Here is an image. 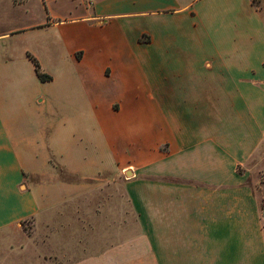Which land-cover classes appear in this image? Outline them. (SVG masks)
<instances>
[{"label": "crops", "instance_id": "crops-1", "mask_svg": "<svg viewBox=\"0 0 264 264\" xmlns=\"http://www.w3.org/2000/svg\"><path fill=\"white\" fill-rule=\"evenodd\" d=\"M63 2L0 0V264H264V0Z\"/></svg>", "mask_w": 264, "mask_h": 264}, {"label": "rangeland", "instance_id": "rangeland-1", "mask_svg": "<svg viewBox=\"0 0 264 264\" xmlns=\"http://www.w3.org/2000/svg\"><path fill=\"white\" fill-rule=\"evenodd\" d=\"M71 2L70 0H64L63 2V7H67L68 5H70ZM31 6L32 9L38 13V16L43 17L44 15V9L42 5H39L38 3H34L33 1H31ZM48 15V14H47ZM45 59V65L46 68L50 71H46L44 69H42L44 72H47L49 74L52 73V75H57L58 77L60 76L59 74V70H55V68H53L52 65V60L49 56V54H46V58ZM49 83H45L44 84V89L49 88L50 85H48ZM49 123V122H48ZM98 140V137L96 136V141ZM249 167L251 168L252 172H255V176H256V193L258 194L259 198H260V202L262 204V208H263V225H264V143H262V145L260 146V148L257 150V152L250 158L249 161ZM26 234H32L33 233V226L32 224L28 222L24 223L22 227H20Z\"/></svg>", "mask_w": 264, "mask_h": 264}, {"label": "trees", "instance_id": "trees-1", "mask_svg": "<svg viewBox=\"0 0 264 264\" xmlns=\"http://www.w3.org/2000/svg\"><path fill=\"white\" fill-rule=\"evenodd\" d=\"M31 58H32V60L34 62L35 69H36V72H37L39 78L42 81L51 80L52 79V76H50L49 74H46V73L42 72L39 62L35 58H33V57H31Z\"/></svg>", "mask_w": 264, "mask_h": 264}]
</instances>
